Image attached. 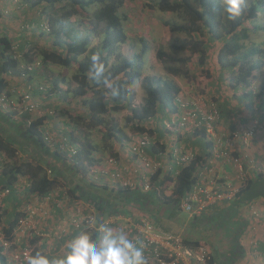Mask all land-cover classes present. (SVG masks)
Here are the masks:
<instances>
[{"label":"trees","instance_id":"1","mask_svg":"<svg viewBox=\"0 0 264 264\" xmlns=\"http://www.w3.org/2000/svg\"><path fill=\"white\" fill-rule=\"evenodd\" d=\"M7 1L2 0L3 4ZM16 6L17 10L23 7L37 11L40 25L33 26L27 23L28 28H25L27 24H24L23 30L25 33L37 32L40 36H45L47 43L38 47L27 42L25 48L29 50L23 53L26 57L22 58V54L17 50L19 45L7 38L3 31L0 32V75L6 76L0 78V99L3 95H6L11 102L21 98L20 95L7 92L11 84L23 88L22 83L17 81L20 79L21 67L33 66L34 80L45 79L44 76L39 75V72H51L50 66L62 68L75 66L76 71L69 83H66V78L61 75L46 79L50 81L51 91L61 105L54 106L53 115L40 105L34 114L25 110L26 108L21 109L22 114L26 113L30 117L23 124H18V133L10 127L13 123L9 122L11 118L17 116V111L13 107L0 109L5 112L0 114V159L2 160L0 190L6 188L10 191L3 202L10 195L15 196L16 183L20 177H27L28 187L25 186L21 195L27 197L29 194L47 195L58 185L57 180L60 179L64 181V188L71 199H78L81 202L84 200L94 208L92 216H94L95 228L89 231L94 240H98L101 236L97 231L99 224L116 217L124 206L136 201L141 211L152 214H155L153 210L157 211L153 207L159 205L164 213L155 220L175 235L176 231L170 226L171 216L176 210L182 211L181 201L195 186L196 172L206 162L207 155L202 154L187 165L176 167L177 172L173 169L174 178L167 176L162 170L151 175L142 165L128 174L127 171L124 172L125 169L130 164L138 162L131 148L132 139L139 138L143 133L155 136L154 145L145 152L151 159L158 153L156 147H160V153L166 151L164 139L170 138L171 134L175 135L176 139H174L180 147L186 143L187 138H183L186 133L165 129L163 121L178 115L175 101L182 90L171 77L189 79L190 74L186 64L194 58L203 74L210 81L212 80L211 89L217 90L224 85L223 92L237 89L236 91L245 93L243 88H247L263 67V62L260 61L263 51L245 46L244 41L247 33L260 30L252 27L251 23L264 14V0H249L242 15L234 19L228 18L223 13V0H158L146 4L150 9L173 16L172 21H163L162 24L169 32L186 36V39L174 44L172 49L177 53H188L189 57L174 58L163 49H158L154 53L152 59L162 66L168 78L142 76L143 56L148 51L146 45H143L138 52L132 51L130 57L120 52V46L127 42L123 23L128 18L126 14L120 12L124 7V0H20ZM44 23H48L49 31L42 29L41 25ZM96 37L99 38V43L97 46H92ZM132 47L134 49L133 45ZM94 56L97 57L95 63L92 59ZM111 58L114 59L113 63H110ZM36 63H39L40 67H36ZM207 68H211L212 71ZM136 82H140L144 91L142 104L138 107L134 105L136 93L130 89ZM196 91L195 95L203 96L205 102L214 105L221 117L217 99L204 95L199 88ZM34 93L32 92V96ZM256 95L259 96L258 104L264 105V83L261 91ZM124 110L128 113L125 123L129 126L132 138H129L114 119L115 114ZM55 118L62 119L63 122L58 123L59 127L53 129L52 120ZM253 120L255 118L249 124H252ZM95 132L100 135L99 143L93 141L92 135ZM166 132L169 136L165 137ZM46 133L56 140L66 137L71 145L77 147V151L75 154L66 151L47 153L43 149ZM157 133L164 136L163 141ZM193 136L194 139L191 141L198 136L199 139L201 138L199 140L201 144L204 141L205 149L209 148L210 144L206 142L202 129L196 130ZM26 143L36 150L30 156L32 162H23L16 156L17 145L21 147ZM121 145L122 149H126L125 157L127 155L121 165L120 173L123 174L115 177L117 170L112 173L113 184L112 182L97 184L92 181L89 173L93 167L101 164L105 166L112 158L116 160V165H110L115 168L120 166L116 148ZM182 147L183 151L191 148L186 144ZM232 155L235 156L234 153ZM163 156L165 158L164 154ZM147 182L149 189L144 191V184ZM258 199H264L263 174H255L249 179H244L230 201L231 204L228 203L229 209L226 210L231 216L233 210L240 208L251 211V208L258 204ZM5 213L7 214L2 209L0 221L2 220L6 226V233L10 234L18 217L14 212L13 218L5 219ZM208 220L213 224L212 218ZM249 225L248 219L239 220V229L235 231L233 238L234 246L228 249V253L218 250L213 243L217 241L211 240L210 237L207 240L182 237L181 241L192 251H196L199 246H205L208 250L206 264H235L233 260L239 252V242L248 233ZM79 233L80 230L70 229L72 237ZM37 239L33 237L28 244L33 245ZM43 247L42 244L34 248L31 255L36 252L44 255ZM0 263H6L1 255Z\"/></svg>","mask_w":264,"mask_h":264},{"label":"crops","instance_id":"2","mask_svg":"<svg viewBox=\"0 0 264 264\" xmlns=\"http://www.w3.org/2000/svg\"><path fill=\"white\" fill-rule=\"evenodd\" d=\"M11 1L12 0H8L6 3L0 4V32L3 31V34L6 35L7 38L19 45V48L17 50H19L18 52L22 54V58H25L26 54L24 55L23 53H26L29 50L25 48L27 42H30V45L32 46L41 47L47 43V38L45 36H40L37 32H24L22 28L24 24L28 23L33 26L40 25V22L37 19V11L30 10L28 8L25 9L23 7L17 10V6L10 3ZM43 73L44 72H39V75L43 76ZM0 78H6V76L0 75ZM18 83H22V81L18 80ZM263 83L264 81L260 85L257 84L258 87H256L255 84L251 82L247 86V88H243L245 92L244 94L236 91L237 89L234 90L231 88L230 89L232 91L223 92L222 90L225 89L224 85H221L220 88H218L212 93L214 94V96L216 95L218 108L221 112V117L217 124L219 125V134L225 135V133L241 129L245 126L246 123H250L252 119H258L259 126L257 127L254 138L250 140L248 145L244 146L239 141H235L232 149L234 155L242 159L244 165L242 174L238 172V169L232 163H229L224 159L213 160L210 155V150L205 149L203 144L204 141H202L201 144L199 142L201 138L199 139L198 136H195V142L191 141L192 139H194V136L191 134H187L184 137L182 136L185 139L187 138V141L185 143L186 146L190 145L191 147L189 149H184L185 151L190 150L194 152L195 157L201 156L202 154L207 155L205 156L206 162L201 167H199L198 170L202 169L204 165H208V163L211 162L210 166L208 167V170L204 171V174L201 177L196 176V185H198L202 190L210 191L224 189L227 184H229L232 189L236 190L239 188V185L244 179H249L250 177L255 176V174H260L259 170L264 168V105L258 104L259 96H257L255 92L256 88H258V93L261 91ZM10 86L12 85H9L8 88ZM53 99L54 100L52 101L49 99H42L40 94L36 91L33 94L34 103L37 106L38 104H41L40 107L43 108L45 111L46 109H54V106L56 105L57 107H59L58 105H61V103L56 100L55 96ZM19 103H21L20 99L17 101L14 100L12 102V105L14 106L13 109L17 111V116L9 120V122H12L15 125L13 126L12 124V126L10 127L16 133H18V124H23V122L26 119L28 120L30 117L26 113L22 114V110L18 109ZM0 109L2 108L0 107ZM2 111L0 110V114L5 113ZM14 119L17 121H15ZM60 122H63V120L56 118L55 120H52V123H54L53 129L55 127H59L57 124ZM157 135H160V133H157ZM163 137L160 135L162 141ZM185 144H182L181 148H183L182 146L185 147ZM17 147V158H20L23 162H32L30 156L31 154L36 152V150L27 143L21 147L17 145ZM122 148V145L116 148L118 149V161L121 162L125 161V159L127 158V155L125 157L126 149ZM156 148L158 149L157 152H159L160 147L158 146ZM43 149L49 154H51L50 152L53 151L52 146H48L46 142L45 146H43ZM159 160H165V162H168L166 161V157L163 159L160 157ZM165 164L171 165L173 169H175V171L177 170L176 165L170 163ZM101 165L93 167L91 169V172L89 173V177L92 181L97 184H111V182L113 184L114 182L111 179V175L112 173L116 172L118 167L121 166L115 168L110 164H107L105 166ZM133 165L134 164H130L129 169H125L128 174H130L131 170L134 171L136 169L135 165L134 167H132ZM167 176L170 177L171 175ZM26 181L27 177H20L16 183L18 184V186L15 196L10 195L9 198L5 199V201L3 202L2 209L7 212V214H4L5 219H8L9 217L13 218L14 212L17 213V217L23 216L26 213L27 209H29V205L34 206L36 204L34 201L31 202L30 195H28L29 197H27L26 195L21 196L23 194ZM57 181H59L58 185H65L63 180L58 179ZM57 189L60 190L66 188L60 187V189ZM198 198H202V195H199ZM60 199L62 202L61 197ZM231 200L216 202L212 205H207L206 203L207 206H204L200 210L197 209V205H194V211L191 213H185L187 216L183 218L171 214L173 215L171 216L173 222H170V226L173 230L176 231L175 235L178 236L180 239L182 237L192 240L197 238L204 239L201 233L203 231L207 232L208 235H211V240L214 239L217 241H213L217 249L220 250L222 253H228V249H230L231 246H234L233 238L235 231L239 229V220L241 218H246L250 223V227L248 233L243 236L242 241L240 240V246H238L239 252L235 256L233 261L235 264H264V199H258V204L251 208V211L242 208L235 211L233 210L232 216L226 210L229 209ZM77 204L82 206V209L85 210V213H89V211H94V208L91 207L90 204L84 200H82V202L78 201ZM60 207L62 208V211H56V208ZM153 208L157 209V211L153 210L155 214L149 213L148 211L143 212L140 210V206L137 201L132 202L130 205L124 206L121 209L119 215L110 218L105 222L112 220L110 226L120 231L121 227L123 226V223L127 224L129 222H135L139 219V217L147 216L151 219L156 228L171 233L170 229L166 230L164 226L162 227L160 223L155 220L157 217L160 218V215L163 214L164 211H162L159 205L157 207L154 206ZM159 208L160 210L158 211ZM43 211L44 213H46L44 219L42 218L44 221L42 222L39 220L37 222V229L35 234L38 235L39 233H44L46 239L41 241L39 246L42 244L44 245L42 249H44V255L46 256L50 255L52 257H55L67 255L68 249L66 245L67 242L73 237L70 235V232L68 233L69 235L64 237V235L67 234L65 229L68 228V231L71 228L74 229V227L68 223L69 220L66 217V214H68V209L65 206L62 207L61 205L58 206L56 204L51 203L43 205ZM228 217H230V219H228ZM211 218L213 219V224H210L211 222H209L208 220ZM35 234H33V237L38 238V236ZM220 261L221 260L219 259V262ZM5 262V264H8V261H6V259Z\"/></svg>","mask_w":264,"mask_h":264},{"label":"built area","instance_id":"3","mask_svg":"<svg viewBox=\"0 0 264 264\" xmlns=\"http://www.w3.org/2000/svg\"><path fill=\"white\" fill-rule=\"evenodd\" d=\"M19 1L20 0H12V4L16 5ZM0 4H3L2 0H0ZM41 26L44 31H49L48 23H44ZM25 28H28V25H25ZM36 67H40L39 63H36ZM33 72V66L27 65L26 67H21V75L18 80L22 81L23 88L20 89L10 82L12 86L7 90V92L20 95L21 103H19L18 109L21 110L26 108L25 110L31 114L38 111V106H41V104L37 106L34 103L32 92L38 91L42 99H49L51 101L54 100L53 98L55 96L51 91L52 87L50 81L46 80L47 77H44L45 79L39 78L34 80ZM175 104L178 108V115L177 117L172 116L168 120L163 121L164 128L171 131H178L181 134L186 133L191 135H193L196 130L202 129L206 142L210 144L208 149L210 150L211 158L213 160L224 159L232 163L238 169V172L242 174L244 169L242 159L233 156L232 154L234 152L232 149L235 141H239L244 146L248 145L250 140L255 136L258 127V119L256 118L253 120L252 124L247 123L243 128L233 130L224 135L219 134L217 128L220 119L218 109L214 105L205 102L202 97L194 95L193 97L185 99L180 94V96L176 98ZM0 107L6 109L14 106L11 100L8 99L6 95H3L0 99ZM46 110L49 114L53 115L55 109ZM166 136H169V133L166 132L165 137ZM153 137L155 138V136H149L147 133H143L139 138H133L131 142V148L133 154L137 157V161L140 165L147 168L151 175L158 170H162L164 174L173 176V167L165 163L174 164L176 167H183L194 160L195 153L192 151H183L175 140L174 134H171V136H169L170 138L164 139L166 145H162L166 146V151H164V153H160L159 151L155 154V159H151L145 152L146 149L154 145ZM44 139L48 146H52L54 152L66 151L69 154H75L77 151V147L71 145L66 137H63L61 140H56L52 135L46 133ZM55 143L57 144V148ZM163 154L168 162L159 160L160 157L164 158ZM1 161L0 159V164L2 163ZM115 161L116 160L112 158L108 160V163L116 165ZM210 164L211 162H209L208 165H204L202 169H199L198 172H196V176L201 177L204 171L208 170ZM120 171L121 167L120 169L118 167V173L115 177H119L123 174H121ZM48 173H50V171H48ZM259 173L264 175V168L259 170ZM111 177H113V175H111ZM124 183L125 182H123V184ZM25 186L28 187V182H26ZM60 187L64 186L57 185L44 196L29 194L31 196V202L34 201L36 204L34 206L29 205V209H27L26 213L18 217V221L13 226L10 234L6 233V226L3 224L2 220V222L0 221V255L8 261V264H27V258L31 256V252L35 248L31 244H28V241L33 239V234H35L37 229V222L39 220L42 222L44 221L43 219L46 213L43 211V205L45 204L52 203L66 207L65 204L73 203V210L71 212L67 211L68 214H66L69 220L68 223L71 224L75 230H80V232L85 230L89 232L95 228V220L94 216H92V211L85 213L82 206L77 204L78 200L70 199L67 190L60 189ZM148 189L149 184L147 182L144 184L143 190L148 191ZM237 191L238 189H232L229 184H227L224 189L210 191L202 190L195 184L191 191L182 199L180 206L186 213H191L194 211V205H197V209L200 210L204 206L212 205L216 202L231 200L236 195ZM9 193V189L5 188L0 190V215H2L3 199L6 198ZM199 195H202V198H198ZM60 197L62 198V202ZM111 223L112 220H109L104 224L111 225ZM120 231L127 233L128 238L132 239L134 243L136 241H142L144 243L146 246L145 255L148 258V264H192V262L195 264H206L208 250L205 246H199L196 251L190 250L187 246L182 244L178 236L156 228L148 217L143 216L139 217L135 222L123 223ZM67 235L69 234L67 233L64 237ZM37 236H45V234L39 233Z\"/></svg>","mask_w":264,"mask_h":264},{"label":"rangeland","instance_id":"4","mask_svg":"<svg viewBox=\"0 0 264 264\" xmlns=\"http://www.w3.org/2000/svg\"><path fill=\"white\" fill-rule=\"evenodd\" d=\"M156 1L158 0H124V7L120 10V12L126 14L128 18L123 23V29L127 34V42L120 46V52L123 53L124 56L130 57L132 51L138 52L140 51L143 45H146L148 47V51L143 56L144 67L142 70V76H160L162 78H168L169 76H167L162 66L160 64L155 63L153 60L155 51L158 49H163L174 58H187L189 57V54L177 53L175 50L172 49L174 44H178L180 41L186 39V36L181 33H171L162 24L163 21H172L173 16L166 13H161L156 9H150L146 6V4L153 3ZM246 4H249V0H246ZM251 26L255 28H260V30L257 29L255 31H250L246 34V39L244 41L245 46L261 49L264 53V14L261 15L258 19L253 20ZM98 43L99 38L96 37L93 40L92 46H97ZM132 45L134 46V49ZM260 61L263 62V67L256 75L255 79L251 81L255 84L256 87H258L257 84L260 85L264 81V54ZM113 62L114 59L111 58L110 63ZM49 68L51 72L43 71L44 77H47L48 79L50 77L55 78L56 76L61 75L66 78V83H69L72 80V77L76 71L75 66L71 68L50 66ZM186 69L190 74L189 79L171 77V79H173L181 87V96L183 98L188 99L190 97H193L195 95V92L198 91H196L197 88H199V91L202 92L204 95H209L210 97L216 98V95L214 96V94H212V91H215V89H211L210 87L212 80L210 81V79H208L205 74H203L195 58L193 60H190V62L186 64ZM130 89L136 93L134 105L136 107L140 106L144 98V91L141 87L140 82H136V84H134ZM255 92L256 94L258 93V88L255 89ZM127 114L128 113L125 110L121 111L114 115V119L118 123V125L122 129H124L125 132L129 135V138H132L133 136L130 133L131 131L129 129V126L125 123V117L127 116ZM257 124V126H259V123ZM92 138L95 143L100 142V135L97 132L93 133ZM118 162L120 166L124 163V161ZM134 165L137 168L138 166H140L138 162H136ZM127 168L129 169V167ZM130 173L133 172L130 171ZM66 208L68 209V211L71 212L73 209V203L66 204ZM56 211L61 212L62 208H56ZM175 212L176 213H174V215L177 217L183 218L187 216L181 210H176ZM65 230L67 233L70 232V230L68 231V228H66ZM173 233L175 234V231H173ZM201 235L205 240L211 237V235H208V233L204 231L201 233ZM44 237L45 236L38 237L36 243L34 242L33 247L36 248L37 246H39L41 241L46 239V237Z\"/></svg>","mask_w":264,"mask_h":264},{"label":"clouds","instance_id":"5","mask_svg":"<svg viewBox=\"0 0 264 264\" xmlns=\"http://www.w3.org/2000/svg\"><path fill=\"white\" fill-rule=\"evenodd\" d=\"M246 6V0H223V13L234 19L242 15ZM92 59L95 63L97 57ZM97 231L102 234L98 240L87 231L70 239L65 256L50 258L36 252L27 258V264H148L142 241L134 243L127 233L104 223L99 224Z\"/></svg>","mask_w":264,"mask_h":264}]
</instances>
